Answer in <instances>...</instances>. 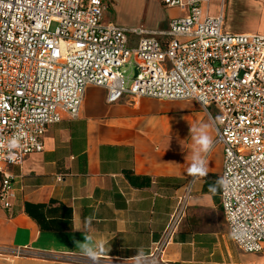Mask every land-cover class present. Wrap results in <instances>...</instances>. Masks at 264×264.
<instances>
[{"label": "crops", "instance_id": "1", "mask_svg": "<svg viewBox=\"0 0 264 264\" xmlns=\"http://www.w3.org/2000/svg\"><path fill=\"white\" fill-rule=\"evenodd\" d=\"M103 2V20L127 28L164 31L181 14L161 0ZM208 12H222L228 32L264 35V0H209ZM206 133L213 142L212 122L194 99L124 94L108 103L103 87L88 85L78 115L64 114L45 132L42 151L10 167L0 264H137L138 257L140 264H264V250H241L223 225L221 145L201 153L205 175L190 172ZM192 177L185 215L154 253ZM84 245L95 248V262Z\"/></svg>", "mask_w": 264, "mask_h": 264}, {"label": "built area", "instance_id": "2", "mask_svg": "<svg viewBox=\"0 0 264 264\" xmlns=\"http://www.w3.org/2000/svg\"><path fill=\"white\" fill-rule=\"evenodd\" d=\"M161 2L181 11L164 31L104 21L103 0H0V202L8 207L13 196L10 167L42 151L45 132L64 114L78 115L88 85L103 87L108 103L124 94L194 99L214 127L212 145L222 147L220 180L230 185H220L219 197L229 234L241 250L261 252L264 35L226 31L222 12L209 14V0ZM13 138L17 148L8 147ZM192 183L154 253L185 215Z\"/></svg>", "mask_w": 264, "mask_h": 264}, {"label": "clouds", "instance_id": "3", "mask_svg": "<svg viewBox=\"0 0 264 264\" xmlns=\"http://www.w3.org/2000/svg\"><path fill=\"white\" fill-rule=\"evenodd\" d=\"M196 143L198 144V149L194 152L193 155V166L190 169L191 173H194L192 171V169H196L197 171L194 173L196 175H205L206 171L203 167V163H202V157H201V153H206L209 150V147L212 143L211 137L206 133V134H202L199 136V138L196 140ZM18 145V141L16 139H12L9 141L8 143V147L9 148H17ZM9 159L12 160L13 157L10 155ZM217 183H219L221 186L224 187H228L230 185V182L225 181L224 179H221L219 181H217ZM212 192H215L216 189L215 188H211ZM90 219V218H89ZM82 251L84 252V254L86 256H88L93 262H95L96 258H97V252L95 250L94 247L92 246H88V245H84L82 246ZM143 254H141L142 256ZM137 264H140V257L137 258Z\"/></svg>", "mask_w": 264, "mask_h": 264}, {"label": "rangeland", "instance_id": "4", "mask_svg": "<svg viewBox=\"0 0 264 264\" xmlns=\"http://www.w3.org/2000/svg\"><path fill=\"white\" fill-rule=\"evenodd\" d=\"M55 27H56V23L53 22V23L51 24L50 29L53 30ZM131 56H132V55H131ZM130 58H132V57H130ZM121 69H125L124 75L128 76V75H130V73H131L132 67H131V65H129V64H125L124 66L121 67ZM223 225H224L225 227H228L225 223H224Z\"/></svg>", "mask_w": 264, "mask_h": 264}, {"label": "snow or ice", "instance_id": "5", "mask_svg": "<svg viewBox=\"0 0 264 264\" xmlns=\"http://www.w3.org/2000/svg\"><path fill=\"white\" fill-rule=\"evenodd\" d=\"M192 171L195 173L197 170L196 169H192Z\"/></svg>", "mask_w": 264, "mask_h": 264}]
</instances>
